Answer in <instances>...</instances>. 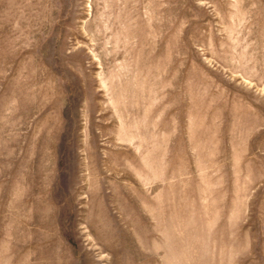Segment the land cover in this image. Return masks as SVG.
I'll return each mask as SVG.
<instances>
[{
	"label": "rangeland",
	"instance_id": "374dc122",
	"mask_svg": "<svg viewBox=\"0 0 264 264\" xmlns=\"http://www.w3.org/2000/svg\"><path fill=\"white\" fill-rule=\"evenodd\" d=\"M0 264H264V0H0Z\"/></svg>",
	"mask_w": 264,
	"mask_h": 264
}]
</instances>
